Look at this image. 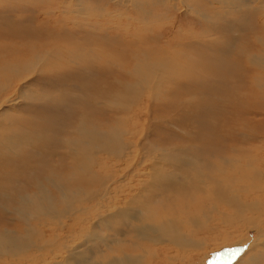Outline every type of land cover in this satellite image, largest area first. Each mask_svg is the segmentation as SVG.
<instances>
[{"label":"bare ground","instance_id":"6f19581e","mask_svg":"<svg viewBox=\"0 0 264 264\" xmlns=\"http://www.w3.org/2000/svg\"><path fill=\"white\" fill-rule=\"evenodd\" d=\"M70 1L72 0H65L63 3L69 6ZM112 1L118 2L117 4L119 5L131 4L132 7L129 11L135 10L139 16H142L139 9L149 11V0ZM163 1L165 2V0ZM200 1L205 2V0H178L179 4L188 7H202L198 3ZM75 2L79 5L83 4V0H76ZM242 2V7H246V9L252 3L251 0H242ZM218 3L226 7L228 11L232 8L236 9L235 6H231L230 9L228 3ZM262 6L264 7V3ZM44 9L46 10L45 7ZM212 10V7L206 8L209 14L215 12ZM79 11L77 12L79 13ZM199 14L202 15V18L207 19L208 14ZM0 17L2 18V16ZM46 17L50 16L46 15ZM58 21L56 19L54 23L55 29L61 27ZM217 21L222 22L218 16ZM137 23L142 29L147 28L140 19H137ZM259 27L264 31V20L259 21ZM111 28L112 26L107 28V33H109ZM142 34H138L144 39L143 41L141 38L139 41L138 48L140 51L136 52L135 57L133 47L130 48V59L127 60L128 63H133L134 65V71L129 73V78L130 81H133V85L120 88L113 84L110 87L109 84L105 89L102 87L105 90L102 96L105 97L112 91L118 101L117 103H112L110 99L106 98L105 104L103 103L105 109L112 113L111 115L110 112L105 110L108 113L106 115L107 120L111 121L110 131L107 133L98 130L96 126L86 122L88 117L85 114H78L77 123L72 129L73 133L66 134L65 152L69 161L59 156L58 163H50L51 169L47 170L49 174L45 175V178L50 183L51 194L48 198L52 199L51 205L46 207L39 206L32 213H23L25 215L23 220L30 217L34 223L45 222L71 228L67 234V240H65V234L60 233L57 236L50 232L51 235L48 240L49 250L45 251L42 257H39V260L42 264H100L99 261L90 259L91 257L89 258L90 260L85 257L87 254L90 256L94 252L100 251L101 247L111 250V246L116 245V240L122 241L127 238V235L118 232L117 239L105 238L98 232L99 224L95 223V221L102 216L114 219L127 216L129 232L135 235L139 249H145V252L140 253L142 261L145 263L146 258L150 260L146 264L149 262V264L188 263L184 258L193 257L195 253L179 251L195 248V245H201L203 241L202 238H199L201 236L200 233L198 235L196 232L198 228L201 229L202 236H205L203 238H205L206 242L215 241L212 247L208 249L215 250L223 246L228 249L218 259L221 258L220 260H222L229 254H234L237 258L233 264H264V143L263 141H261L262 143L259 142L261 136L255 122L261 112L264 111V106L258 103L260 96L253 95V97H249L245 105H240L237 101H232L234 106H231L232 103L230 105L228 103H220L219 100L221 99H230L228 92L226 95L222 93L220 98L216 100L214 96L219 94L218 86L213 84L209 86L210 84L201 83L199 79L189 81V84L200 87L197 91L192 88L186 91H175L173 81L180 78V76L187 78L174 65L175 62H178V57H168L164 52V48L159 47L158 49V47L154 46L157 38L146 37ZM30 35L33 36L32 34ZM52 37L54 38V43L58 44V46H54L58 50L52 51L49 48L40 50L35 48L26 49L25 52H20L22 54H16L15 57L13 54L0 52V123L10 122L9 126L4 124L0 127V190L2 187L12 183L14 176H27L28 173H33L38 161L34 164L30 163L29 155L32 154V149L40 147L42 143L53 142L52 139L58 133L56 128L59 123L56 117L48 120L49 117L40 113L41 116L32 114L31 116L29 114L25 115L24 118L22 115H17L16 109L8 110L7 108L11 104L10 107L15 106L13 104L17 106L22 101L29 103L30 106L27 107L29 112H33L38 104L39 107L42 106V102H38L40 97H35L34 93L27 92L23 88L22 92L18 94L17 101L14 96H17L19 86L26 80L35 77L36 74L49 73L56 64H59L58 62L63 55V48H67V44L70 45L72 43L71 40L60 39L59 33H54ZM250 37L253 38L252 35ZM70 39H73L74 42L83 41V39L73 36ZM256 40L257 44L251 47L255 49L252 52L255 53L257 58L264 61V42L263 40H258V38ZM82 45H85V47L91 45L98 48L96 44L90 42L88 44L82 42L74 45V49H79L71 52L73 61L78 62V57L89 59L90 53L80 47ZM127 48L129 49V47ZM102 49L105 50L104 47ZM182 53L185 54V52ZM199 53L203 56H209L205 55V53ZM110 54L113 55V53ZM182 57H185V55H182ZM70 63L72 64V62ZM77 64L74 65L77 66ZM206 64L205 62H196V67L201 68ZM66 68L68 69V66ZM250 68L255 74L260 75L256 68ZM260 76L262 78L260 81L257 82L254 79L253 82H257L256 85L262 88L264 70ZM231 77H233L232 72ZM242 85L244 84L242 83ZM123 89L130 94H127ZM65 92L68 91L65 90ZM214 100L216 101L214 102ZM119 102L122 105L118 104ZM5 106L7 109H5ZM42 107L44 111V106ZM25 109V106H21L19 110L21 112V110L25 111ZM132 111L133 113H131ZM143 116H146L147 120L151 122L155 121L161 125L166 123L167 125H165L164 129L171 133L163 130L162 132L159 131L157 133L159 140L152 142L150 141L152 133H150V128H148L147 136L143 138L144 141L139 142L145 131L142 123ZM18 117L21 118L19 121L23 125L16 127L19 124L17 121ZM238 118L247 120H237ZM211 120L212 123L210 125ZM38 122H42V125L38 124ZM86 129H93L99 138L115 140L117 149L108 154V151L104 150L106 148L101 146L102 144L98 142L92 143V141H87L86 139L82 141L80 138L82 137L81 133L86 132ZM212 130H214L213 135L208 133ZM53 131L55 134H52ZM89 134L93 135L92 133ZM218 135L224 136L228 145L232 136L234 147H229L227 150L224 148L223 153H221L220 149L225 146L226 142L220 144L222 146L217 144ZM238 138H240L239 141ZM254 141H257V143H254ZM58 142L60 146V141ZM204 147L210 149L212 156L219 161V165L210 166L211 176L201 179L202 169H196L195 173L190 170L192 165H189V162L193 155L192 158H187L185 154L187 152L185 151L203 150L205 149ZM13 150L23 161L19 165L13 164L10 159L12 158ZM100 155L108 156L110 159L114 158V156L119 159L125 158L128 161L127 163L117 161L110 165L108 159L100 161ZM191 185H194L196 189L191 191L189 188ZM36 188L39 194L35 198H39L42 195L41 191L44 188V184L40 182L36 185ZM107 192L113 193L111 198L116 199L115 205H112L111 209H106L100 202V194ZM163 200H167L169 204H171V201L178 203L174 208H170L163 203ZM157 202L162 203L160 209L151 210L152 204ZM10 208L0 207V216H9L7 217L8 220L11 216H16L13 223L17 221V224H13V228L20 234V237L9 226L0 228V255L13 256L24 260L26 255L37 253L38 249H42L46 242L40 247H36L24 234H21V230L18 228V221L22 215L10 214ZM208 208L210 209L206 212ZM198 212L205 214V219L208 220L210 225H202V219L195 216ZM155 214H159V219L155 217ZM180 214L186 215V220H188L189 224L194 225L196 230L188 229L185 233L180 234L181 230L178 229V224L175 223L181 220ZM145 218H152L153 220L150 219L151 222L153 224L159 223L158 225L160 226L153 228L149 238L147 236L148 229L144 226ZM78 221L84 224L78 225ZM76 233L79 234V240L75 238L77 236ZM237 233H240V235L235 236ZM216 235L218 236L213 239ZM88 236H91L88 244L91 247L87 246L85 248L81 242L82 239ZM252 239V244L244 250L243 247L247 246ZM165 241H170L171 244H165ZM145 244H150L148 250H146L148 246ZM73 253L75 254L73 255ZM58 255L60 256L58 257ZM197 256L198 254H195L196 259L199 258ZM196 259L194 263H196ZM106 260L109 259L106 258ZM106 260L103 263L128 264L127 259H111L109 260L110 262H106ZM192 263V260H190L189 264ZM0 264L17 263L4 260Z\"/></svg>","mask_w":264,"mask_h":264},{"label":"rangeland","instance_id":"374dc122","mask_svg":"<svg viewBox=\"0 0 264 264\" xmlns=\"http://www.w3.org/2000/svg\"><path fill=\"white\" fill-rule=\"evenodd\" d=\"M64 1L65 0H0V16L3 18L2 19L0 17V22L3 20L0 23L1 53L13 54L15 57L16 54H22L20 52H25L26 49L35 48L36 50H40L43 48H49L52 51L58 50L54 47L56 45L58 46L57 43H54V38L52 37L54 33H59L60 39L72 41L70 45L67 44V48H63V55L61 60L58 62L59 64H56L49 73L39 75L36 74L35 77L26 80L19 86L18 93L16 94L17 96H14V99L17 101L19 97L18 94L19 92H22V88L27 92H32L35 94V97H40L38 102H42L44 111L43 107L41 106V110V107H39L38 104L34 108L33 112H29V109H27V107L30 106L29 103L23 101L17 104L18 107L16 104H13L15 106L12 107H10L12 104L7 106L8 110L16 109L15 112H18L17 115H22V117L29 114L35 116L45 114V116L49 117L48 120H51L52 117H56L59 123L57 125L59 126H57V128L55 127L58 133L55 135V138L52 139L53 142L42 143L40 147L32 149V154L29 155L30 163L34 164L38 161L36 163L37 166L35 165L34 172L28 173L27 176H14L12 183L6 187H2L0 190V207H11L10 214L15 213L18 216L22 215L18 221V228H20L21 234H24V236L28 238V240H30L36 247H40L43 243H46L42 249L37 250V253L34 252L26 255L24 260L13 256L0 255V263L4 260H10L17 264H42L39 257H42V254L49 250L48 240L52 233L57 236H59L60 233L65 234V240H67V234L70 232L71 228L45 222L34 223L33 219L30 217L23 220L25 218L23 213H32L39 206L46 207L51 205L52 199L48 198L51 194L50 183L45 178V175L49 174L47 170L51 169L50 163H58L60 157H64L69 161L65 152V143L67 141L66 134L73 133L72 129L74 128L75 123H77L79 115L85 114L88 117L86 122L96 126L98 130L105 131L107 133L110 131L111 121L107 120L106 115H108V113L105 111L107 110L104 105L106 102L105 99H110V102L112 103H117L118 101L112 91V94L109 92V94L105 95V97L102 95H104V89L107 88V85L109 84L110 87L113 84L120 88L130 87V85H133V81H130L129 73L134 71V65L133 63H128L127 60L130 59V48L133 47L135 57L136 52L140 51L138 48L139 41L141 38L143 39V37L138 35L139 33H143L142 35L146 37H155L154 39L157 38L158 40L156 39L157 42L154 43V46L156 48L158 47V49L159 47L164 48V52L168 57H178V62H175L174 65H176L187 78L180 76V78L173 81V88L175 91H186L189 88L197 91L200 87L198 85L189 84V81L199 79L201 83L210 84L209 86H211V84L218 86L220 92L218 91L219 94L214 96V99L216 100L220 98L222 93H225L226 95L228 92L227 94L230 96V99H221L219 100L220 103H228L230 105L232 101H237L240 105H245L247 104L249 97L258 95L260 96L258 103L264 106V82L262 84V88L256 85L257 82L262 79L260 75L264 70V61L257 58L255 53L252 52V50L255 49L251 48L253 45L255 46L257 44L256 38L261 41L263 40L264 42V31L261 30L260 27L258 28L259 21L264 20V7L262 6L264 3L263 0H251L252 3L248 9H246V7H242V0H205L204 3L202 1L198 2L202 5V7H188L181 5L178 0H165V2L163 0H149V11H142L139 9L142 16H139L135 10L132 12L129 11L132 7L131 4L119 5L117 4L118 2L112 0H83V4L80 5L75 2L76 0H72L69 2V6L65 5L63 3ZM218 2L228 3V7L230 9L231 6H235L236 9L232 8L228 11L226 7H223ZM92 7H94V9H92ZM208 7L213 8L215 11L214 13L222 20V22L217 21V16L214 13H207L206 8ZM51 8L54 9L53 12H51ZM77 11H79V13ZM146 12L148 13L146 14ZM199 13L208 14L209 17L207 16V19H204ZM46 15L50 17H46ZM56 19L59 20L58 23L61 26L57 29L54 27ZM137 19H140V21L145 24L147 28L142 29L137 23ZM111 26L112 28L109 30V33H107V28ZM114 26L118 28L115 29ZM84 27L86 28L84 29ZM251 35L253 38L250 37ZM71 36L83 39V41L74 42L73 39H70ZM82 42H86L87 44L89 42L94 43L98 48L91 45L86 47L85 45L80 46L90 53L88 56L89 59L78 57V62L73 61L71 52L79 49H74L73 46ZM102 47H104L105 50H103ZM223 51L225 52L222 53ZM182 52H185V54ZM199 52L205 53V55L209 56H203ZM110 53H113V55ZM181 54L185 55V57H182ZM151 58H153V56H151ZM70 62H72V64ZM196 62H205L207 64L204 67L199 68L196 67ZM74 64H77L78 67ZM66 66H68V69ZM250 67L256 68L260 72V75L255 74ZM230 71L232 72L233 77H231ZM254 79L257 80L256 83L253 82ZM101 82H105L104 85L103 83L101 84ZM241 82L244 85H242ZM65 90L68 92H65ZM222 90L224 91L222 92ZM124 91L127 94H130L126 90ZM216 100H214V102ZM118 104L122 105L120 102ZM21 106L26 107L25 111L21 110L20 112L19 109ZM231 106H234L233 103ZM7 108L5 106V109ZM131 113H133V111ZM110 114L112 115L111 112ZM18 118L19 119L17 121L19 124H17L16 127L23 125V123L19 121L21 118ZM72 118H75L76 120ZM239 119L247 120L245 118H238L237 120ZM255 122L257 123V130L261 136V140L259 142L263 141L264 143V111L261 112ZM41 123L42 122H38V124L42 125ZM142 123L145 131L142 138L139 139V142L144 141L143 138L147 136L146 134L148 132V128H150V133H152L150 135V141L152 142L159 140V136L157 134L159 131L162 132L163 130L167 133H171L170 131L164 129L165 125H167L166 123L161 125L155 121L151 122L150 120H147L146 116H143ZM211 123L212 120L210 125ZM4 124L9 126L10 122H2L0 123V127ZM44 125L47 126L46 124ZM6 128L8 129V127ZM85 131L86 132L81 133L82 137L80 138L82 141L86 139L87 141H92V143L98 142L102 144L101 146L106 148L104 150L108 151V154L117 149L115 140L105 139L103 137L99 138L96 136L93 129H86ZM53 133L54 131L52 134ZM89 133H92L93 135H90ZM208 133L213 135L214 130ZM244 136L245 134L243 135V139ZM218 137V142L215 138H213L217 144L220 145L226 142L224 136L221 137L218 135ZM239 139L240 138H238V141ZM58 141H60V146L58 145ZM229 141V145L226 142L225 146L220 149L221 153H223L224 148L227 150L229 147H234L232 136ZM254 143H257V141H254ZM185 152H187L185 153L187 158H192L193 155V158L189 162V165H192L190 170L195 173L196 169H202L201 179H204L205 177L209 178L211 176V172L209 170L210 166L219 165V161L212 156L208 147L203 150L197 149L189 152L187 150ZM183 156L185 155L183 154ZM11 157L12 158L10 159L15 165H19L23 162L14 150ZM199 158L202 160L200 161ZM99 159L100 161L108 159V163L110 165L117 161H120L121 163H127L128 161L125 158L119 159L115 156L110 159L105 155H100ZM198 161L199 163H197ZM40 182L44 184V188L41 191L42 195L39 198H35V196L39 194L36 185ZM189 188L191 191L192 189H196L194 185L189 186ZM112 194L113 193L111 192L100 194V202L106 209H111L112 205H115L116 199L111 198ZM160 203L161 202L153 203L151 210L155 211L156 209H160L162 205V203ZM163 203L170 208H174L178 202L171 201V204H169L167 203V200H163ZM209 209L210 208H208L206 212H208ZM180 216L181 220L175 222L178 224V229L181 230V232H179L180 234L185 233L188 229L196 230V227L189 224L188 220H186V215L180 214ZM195 216L196 218L198 217L202 219V225L204 224L203 226L210 225L208 220L205 219V214L198 212ZM7 217L9 216H0V228L9 226L20 237V234L13 228V224H17V221L13 223L16 216H11L9 220ZM155 217L159 219L160 216L159 214H155ZM161 217L163 219V215ZM121 218H115L116 220H119L116 221L114 218L102 216L98 218L95 223L99 224L97 230L100 235L105 238L117 239L118 232L120 234L127 235V238L122 241L116 240V245H112L111 250L101 247L100 251H96L93 254L91 253L92 255L90 256L87 254L85 258L89 259L91 257L90 259L99 261L100 264L103 263L106 258L109 260L127 259L128 264H146L148 262V258H146V262L144 263L140 257V253L145 252V249H139L135 235L129 232L127 216H123ZM150 219L153 220L152 218H145L146 222L144 223V226L148 229V238L151 236L154 227H160L158 225L159 223L153 224ZM77 224L83 225L84 223L78 221ZM196 232L198 235L199 233L201 235L199 236V238H202L203 241L201 245H195V248L181 250L179 252L195 253L198 254L197 257L199 258L196 259L195 254L193 257H185L184 259L188 261L186 264H189L190 260H192V264H233L236 262H234V260L237 257L234 254H229L230 257L226 256L222 260H220L221 258L218 259L223 255V253L227 252L228 249L226 246L215 250L208 249L209 247H212V244H214L215 241H210V243L206 242L205 238H203L205 236H202L200 228H198V231ZM76 235L77 236L75 238L79 240V234L76 233ZM218 235L214 236L213 239H215ZM239 235L240 233H237L235 236ZM9 237L13 239L10 235ZM90 239L91 236L82 239L81 243L85 248L87 246L91 247V245H88L90 243ZM208 239H210V237H208ZM252 242L253 239L250 240L247 246H244L243 249L246 250ZM164 243L168 245L171 244L170 241H165ZM145 245L148 246L146 248V250H148L150 244ZM74 254L75 253H73V255ZM59 256L60 255H58V257ZM195 259L196 263H194ZM109 260H106V262ZM217 260L219 261L216 262Z\"/></svg>","mask_w":264,"mask_h":264}]
</instances>
